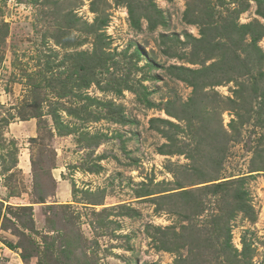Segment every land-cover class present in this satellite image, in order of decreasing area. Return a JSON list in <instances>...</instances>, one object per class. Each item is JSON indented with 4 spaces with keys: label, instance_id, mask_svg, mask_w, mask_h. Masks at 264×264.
<instances>
[{
    "label": "rangeland",
    "instance_id": "1",
    "mask_svg": "<svg viewBox=\"0 0 264 264\" xmlns=\"http://www.w3.org/2000/svg\"><path fill=\"white\" fill-rule=\"evenodd\" d=\"M260 32L264 0H0V264H264Z\"/></svg>",
    "mask_w": 264,
    "mask_h": 264
},
{
    "label": "trees",
    "instance_id": "2",
    "mask_svg": "<svg viewBox=\"0 0 264 264\" xmlns=\"http://www.w3.org/2000/svg\"><path fill=\"white\" fill-rule=\"evenodd\" d=\"M118 1H120V0H118ZM262 1H263V0H258L259 3H262ZM128 9H129V12L131 13V18L133 19L135 13H134V9H133V7H132L131 4H130V5L128 4ZM149 18L151 19L150 16H149ZM151 21H152V20H151ZM152 23H153V22H151V24H152ZM244 25H245L246 27H249V25H251V24H244ZM153 27H154V25H153ZM202 31H203V34H204V33H205V30L203 29ZM261 36H264V32H260V33H259V36H258V35L253 36V42H256L257 40H259V38H260ZM108 61H109V59H108V60H104V59H102L101 62L98 61V63L92 67V72H91V73H89V72L86 71V69H87L86 65L81 66V73H80L79 76H76L77 79H76V81H75V85H77L79 88H81V87H82V88H83V87L87 88V87H89V85H91L93 82H95V83H99L100 80H99L98 76L101 75L102 72H105L106 70H109V69H108V67H109ZM98 68H99V72H97ZM109 68H110V67H109ZM168 70H169L170 72H174V70H178L177 74H175V75H177L178 77H180L179 74H180L181 71L184 70V66L171 65L170 67H168ZM185 80H186V81H190L188 78H185ZM123 85H124L125 88H127V89H129V88L132 89L131 84H129L127 81H125V82L123 83ZM116 92H117V93H121V92H122V88H121V87L118 88V89L116 90ZM79 97H82V96L79 94ZM262 98H264V92H262L261 99H262ZM84 99H87L88 101H91V103H87V105H89V106H91L92 104H94L95 102H97V100H95L94 98H91V96H89V95H84ZM261 99H260V100H261ZM261 102H262L263 105H264V101L261 100ZM84 107H85L86 110H87V107H86V106H84ZM238 115H239V114H238ZM100 117H101V116H99V117L97 116L96 119H99ZM108 117H109L111 120L115 121V122H121V123H125V122H127V120L125 119L126 116L123 114V111H118V112H116V113L109 114ZM158 120H161V121H168V120H164V119H158ZM55 121H59V120H58L57 118H55ZM168 122L171 123V124H173V122H171V121H168ZM215 185H217V186H221V185H222V181H221V182H217V183H215ZM183 191H186V190H183ZM143 195H149V194H143ZM24 207H32V206H24ZM238 209H240V211H243V212H246V213H247V212H248V205H247V202L244 201L243 204H241V205L238 207ZM245 244H246V243L244 242V248H245Z\"/></svg>",
    "mask_w": 264,
    "mask_h": 264
}]
</instances>
